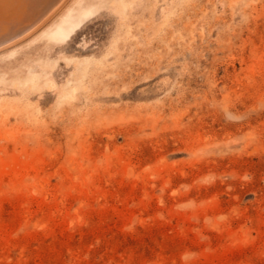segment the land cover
<instances>
[{
	"label": "rangeland",
	"instance_id": "374dc122",
	"mask_svg": "<svg viewBox=\"0 0 264 264\" xmlns=\"http://www.w3.org/2000/svg\"><path fill=\"white\" fill-rule=\"evenodd\" d=\"M0 264H264V0H65L0 47Z\"/></svg>",
	"mask_w": 264,
	"mask_h": 264
},
{
	"label": "bare ground",
	"instance_id": "6f19581e",
	"mask_svg": "<svg viewBox=\"0 0 264 264\" xmlns=\"http://www.w3.org/2000/svg\"><path fill=\"white\" fill-rule=\"evenodd\" d=\"M64 1L65 0H16L14 13L16 14L17 12H19V9L23 7L22 9L25 12L24 19L21 21V23L22 22L23 23L20 25L11 24L10 34L7 36L0 37V47L2 48L3 46H6V44L8 43L14 40L16 41L17 38H20L24 34H28V32H30L31 30L33 31L35 27L37 28V25H39L42 21L44 22V20L50 14H52V12L56 10L61 4H63ZM0 2L1 4L6 5V3L4 2L2 3V0ZM3 26L5 27L6 25H3ZM0 30H2V28Z\"/></svg>",
	"mask_w": 264,
	"mask_h": 264
}]
</instances>
